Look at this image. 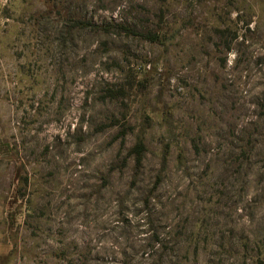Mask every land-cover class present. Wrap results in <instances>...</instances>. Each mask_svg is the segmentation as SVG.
Returning a JSON list of instances; mask_svg holds the SVG:
<instances>
[{"label": "rangeland", "instance_id": "1", "mask_svg": "<svg viewBox=\"0 0 264 264\" xmlns=\"http://www.w3.org/2000/svg\"><path fill=\"white\" fill-rule=\"evenodd\" d=\"M0 264H264V0H0Z\"/></svg>", "mask_w": 264, "mask_h": 264}]
</instances>
